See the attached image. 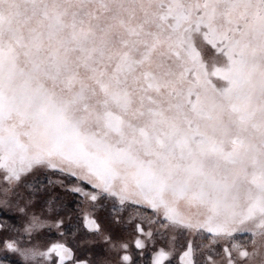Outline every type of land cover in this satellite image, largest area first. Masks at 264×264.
<instances>
[{
	"label": "snow or ice",
	"instance_id": "obj_1",
	"mask_svg": "<svg viewBox=\"0 0 264 264\" xmlns=\"http://www.w3.org/2000/svg\"><path fill=\"white\" fill-rule=\"evenodd\" d=\"M0 264H264V0H0Z\"/></svg>",
	"mask_w": 264,
	"mask_h": 264
}]
</instances>
